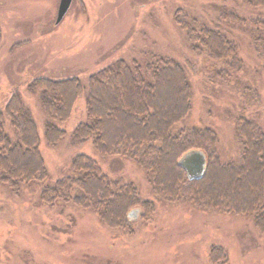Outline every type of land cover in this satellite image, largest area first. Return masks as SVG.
<instances>
[{"label":"rangeland","instance_id":"374dc122","mask_svg":"<svg viewBox=\"0 0 264 264\" xmlns=\"http://www.w3.org/2000/svg\"><path fill=\"white\" fill-rule=\"evenodd\" d=\"M60 2L0 0V107L19 89L35 118L50 185L73 176L72 160L85 155L112 181L136 187L140 199L153 202L155 209L146 212L148 219L142 208L131 209L132 225L125 231L73 203H45L39 183L20 196L0 183V264H214V247L221 248V263L264 264V235L251 217L159 201L134 162L100 156L92 142L73 145L74 131L87 122V93L71 119L59 125L66 132L64 141L49 146L39 95L25 85L36 78H80L86 84L118 60L144 62L152 55L191 62L192 111L179 127L214 129L221 161L229 163L241 153L235 142L239 117L264 131V58L255 50L252 34L254 28L264 34V6L253 7L247 0H73L57 26ZM222 9L233 14V22L222 18ZM177 11L199 25L214 27L221 21L237 46L238 71L220 78L224 65L193 51L176 23ZM251 93L255 105L249 102ZM5 131L15 138L7 117Z\"/></svg>","mask_w":264,"mask_h":264},{"label":"trees","instance_id":"16d2710c","mask_svg":"<svg viewBox=\"0 0 264 264\" xmlns=\"http://www.w3.org/2000/svg\"><path fill=\"white\" fill-rule=\"evenodd\" d=\"M247 2L253 7L264 6V0ZM221 13L223 19L233 22L228 10L222 9ZM176 23L195 53L224 65L218 72L220 78H228L241 67L237 46L224 32L221 21L214 27L199 25L177 11ZM252 34L255 50L264 58V34L255 28ZM192 69L191 62L183 64L152 55L144 62L118 60L91 75L86 84L80 78H36L25 85L29 93L39 95L47 117L45 139L49 146L57 147L64 141L66 132L59 125L71 119L76 103L87 93V122L74 131L73 145L92 142L100 156H118L134 162L145 173L159 201L249 216L264 235V131L244 116L239 117L235 142L240 157L223 163L218 150L219 135L214 129L179 127L192 111ZM248 97L255 105L256 95L251 93ZM6 117L15 138L5 131ZM195 151L206 155L207 171L203 180L191 182L179 163ZM71 168L73 176L48 183L35 118L19 89L13 91L5 108L0 107V183L15 196L39 183L45 203H73L93 211L109 227L125 231L132 225L131 209L142 208L143 218L147 217L146 212L154 211L155 204L141 200L136 187L112 181L100 172L94 159L77 156ZM220 249L214 247L211 251L214 264L221 263Z\"/></svg>","mask_w":264,"mask_h":264},{"label":"water","instance_id":"95a60500","mask_svg":"<svg viewBox=\"0 0 264 264\" xmlns=\"http://www.w3.org/2000/svg\"><path fill=\"white\" fill-rule=\"evenodd\" d=\"M72 3L73 0H61L56 21L57 26L66 17ZM179 164L191 182L201 181L206 176L207 157L202 151H195L186 155Z\"/></svg>","mask_w":264,"mask_h":264}]
</instances>
